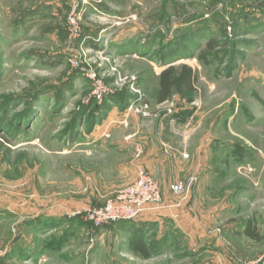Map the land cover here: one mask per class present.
Listing matches in <instances>:
<instances>
[{"label":"rangeland","instance_id":"obj_1","mask_svg":"<svg viewBox=\"0 0 264 264\" xmlns=\"http://www.w3.org/2000/svg\"><path fill=\"white\" fill-rule=\"evenodd\" d=\"M147 132L177 234L91 220L135 183L145 150L122 143ZM263 259L264 0H0V264Z\"/></svg>","mask_w":264,"mask_h":264},{"label":"built area","instance_id":"obj_2","mask_svg":"<svg viewBox=\"0 0 264 264\" xmlns=\"http://www.w3.org/2000/svg\"><path fill=\"white\" fill-rule=\"evenodd\" d=\"M139 152V151H138ZM141 152L138 154V158ZM138 177L134 184L121 190L113 200L100 212L92 213L91 220L97 225L113 222H141L148 212L161 201V191L142 165H137ZM198 179H192L196 183ZM194 183V184H195ZM172 190L177 194L183 193V186L175 184ZM257 264H264V259Z\"/></svg>","mask_w":264,"mask_h":264},{"label":"crops","instance_id":"obj_3","mask_svg":"<svg viewBox=\"0 0 264 264\" xmlns=\"http://www.w3.org/2000/svg\"><path fill=\"white\" fill-rule=\"evenodd\" d=\"M148 135H149V132L146 133V136L143 133L141 135L142 137H140L141 138L140 140L134 141L132 139H129V140H126L125 142H123L122 145H123V148H124V152L125 151L131 152V151L134 150V146L143 145V147H144L143 151L145 150L144 158L142 160L141 159L138 160L134 164V168L136 169V166L140 164V165L144 166L145 169L151 174L150 170H152V168L156 167V168L159 169V168L164 167V162L165 161H162V158L159 156L160 149L158 150V149L155 148V144H154L155 141H150ZM154 140H156V138ZM157 153H158V155H157ZM156 155H157V157H156ZM181 162L182 161H179L177 164L180 166ZM151 175H153V174H151ZM173 211L177 212V209H175V208H172V209L166 208V209H162V210H158V211H151V212H148L145 215V217L142 219L141 222H138V223L137 222H135V223H133V222H123V223H127L128 227L132 226L134 228H136V227L139 228L143 224L144 225H148V226L149 225H153V224L154 225L158 224L159 227H160V225L162 227L163 226L165 227L167 225H169V226H174L175 225L174 226V228L176 230L175 234H177V231L181 232L180 231L181 228L179 227V230H177V226H176L177 225V220L174 219L171 216V214L174 213ZM49 223L52 224V221L49 222ZM49 228H51V227H49ZM38 234L40 236L41 234H43V232L42 233H38ZM48 234H52V233H48ZM32 245L33 244H31L30 247H29V252H30V255L32 254V258L38 259V260H41V259L44 260L45 258H47L45 255H43V253H42L40 248L39 249L38 248H32Z\"/></svg>","mask_w":264,"mask_h":264},{"label":"trees","instance_id":"obj_4","mask_svg":"<svg viewBox=\"0 0 264 264\" xmlns=\"http://www.w3.org/2000/svg\"><path fill=\"white\" fill-rule=\"evenodd\" d=\"M216 44H217L216 40L212 39L208 41L207 47L209 48V50H213L216 47ZM187 73H188V87L191 91H194V81H195L194 73L192 69H188ZM171 76H172V70L165 71L162 75L160 91L158 95V103L160 104L165 103L172 95ZM246 235L253 240H257V241L261 240V237L252 230V225H249L246 231ZM132 249L134 252L140 254L146 259H149L151 257L150 251L141 241H137L136 243H133Z\"/></svg>","mask_w":264,"mask_h":264}]
</instances>
